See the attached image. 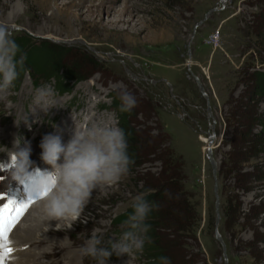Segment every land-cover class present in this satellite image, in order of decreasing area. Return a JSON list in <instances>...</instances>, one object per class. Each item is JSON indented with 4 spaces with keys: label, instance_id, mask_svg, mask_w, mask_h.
Segmentation results:
<instances>
[{
    "label": "rangeland",
    "instance_id": "374dc122",
    "mask_svg": "<svg viewBox=\"0 0 264 264\" xmlns=\"http://www.w3.org/2000/svg\"><path fill=\"white\" fill-rule=\"evenodd\" d=\"M0 25L13 39L29 37L34 48H43L45 40L70 47L64 64L75 62L88 75L78 83L63 79L69 91L59 92V76L48 80L26 66L0 93V194L17 203L28 199L11 179L9 154L18 150L17 140L20 148L30 144L36 150L31 171L50 172L40 158L43 137L61 135L67 144L69 125L59 129L66 120L79 127H117L114 100L122 104L125 92L136 99L129 112L144 149L116 184L93 191L98 198L78 221L59 222L65 232L49 235L58 244L49 258L42 255L50 250L46 244L17 240L16 228L44 198L34 202L13 229V252L3 264H71L67 258L93 233L105 241L119 238L125 231L119 217L128 219L137 196L147 200L161 184L173 189L165 161L173 163L183 203L176 219L183 230L171 228L172 236L164 218L156 234L160 247L169 249V264H264L263 129L257 126L253 132L260 134L248 144L245 138L240 150L233 147L246 130L241 121L236 127L237 100L250 102L246 116L257 108L264 117V93L254 94L251 78L264 73V0H0ZM214 33L218 37L210 38ZM41 86L54 90L47 113L33 103ZM253 149L258 158H248ZM235 168L246 172L241 188ZM176 200L166 195L160 201L164 216L174 211ZM125 259L113 253L105 264ZM75 264L94 262L81 258ZM130 264H151L144 248Z\"/></svg>",
    "mask_w": 264,
    "mask_h": 264
},
{
    "label": "clouds",
    "instance_id": "9594fccd",
    "mask_svg": "<svg viewBox=\"0 0 264 264\" xmlns=\"http://www.w3.org/2000/svg\"><path fill=\"white\" fill-rule=\"evenodd\" d=\"M18 45L6 26L0 25V93L10 89L18 78L17 63L23 64L21 56L16 60ZM54 90L48 86L36 89L33 103L45 113L53 108ZM121 111H131L136 99L129 93L121 95ZM9 154L11 179L20 185H28L27 191L35 196L47 190L40 208L49 221L76 222L89 202L94 190L116 184L128 173L130 159L127 142L122 129L106 124H92L81 128L75 124V131L67 144L61 135H45L41 141V160L50 165L52 171H31L34 162L30 159L31 145ZM133 213L124 222L125 229L119 238L105 241L93 233L75 251L94 264H105L113 254L117 257H131L142 252L148 228L145 224L152 206L143 196H137L132 205ZM86 222V221H85ZM71 224L69 228H71ZM64 240H68L65 238ZM63 240V241H64Z\"/></svg>",
    "mask_w": 264,
    "mask_h": 264
},
{
    "label": "trees",
    "instance_id": "16d2710c",
    "mask_svg": "<svg viewBox=\"0 0 264 264\" xmlns=\"http://www.w3.org/2000/svg\"><path fill=\"white\" fill-rule=\"evenodd\" d=\"M29 37L26 36H19L14 38L15 43L19 47V51L16 56V60L19 61L21 56H24L25 59L23 61V64L17 63V71L20 73L24 69H26V66H29L31 69H33L36 74H38L39 77H43L45 79H52L57 76H59L58 83H59V92H64V91H69L66 88H63L62 86V81L65 79L66 81L73 82V83H78L80 81H84L88 78V75L85 76L83 73V69L75 62H72L70 65H65L64 64V56L71 52L70 47H66L60 44H56L53 42H50L48 40L43 41V48H34L32 44H29ZM92 61V60H91ZM77 62V61H76ZM64 69V73H60V70ZM21 70V71H20ZM52 75V76H50ZM50 76V77H49ZM251 78H253L254 85H253V92L255 95H260L261 93H264V73L263 72H255L251 74ZM67 84V82H65ZM242 98V97H241ZM237 100L235 102V108H236V117H235V123L236 127L238 128L239 126V121L243 123V125L246 127L245 135L242 136L244 138H238V136H234L233 141H235L236 138L239 140L233 144L234 146H237L234 149L240 150L244 144L243 140L245 141L246 138V144L249 142L247 139L250 137L254 138L257 137L258 134L260 133H255L253 132L257 126H260L261 129L264 131V117L262 114L257 112V108L254 109V113L246 116L245 114L247 113V109L249 108V103L248 101L245 100ZM114 103L116 104L115 107H118V110L116 109L117 113V127L122 129L124 134H125V139L127 142V155L130 159L129 166L134 164L136 161L135 159L139 156V154L144 151L142 148V142L138 141V135H139V130L135 125L133 124L132 116L129 111H124L122 112L121 109V104L118 102V99L115 98ZM244 119V120H243ZM237 134V133H236ZM251 140V139H250ZM241 143V144H239ZM240 145V146H239ZM256 145H258L256 143ZM263 145L262 141L259 143V148ZM155 150V147H154ZM153 151V149H151ZM150 151V152H151ZM256 152V153H255ZM257 151L253 149L252 151H249L248 158H258L257 156ZM232 156H235L237 158V153L232 152ZM247 159V158H246ZM238 159H234V161H237ZM165 166H169V170H171V176L175 180L176 173L174 172L175 169L173 167L172 162H167L165 161ZM176 168V165H175ZM235 168V176L236 180H238V186L237 188L242 187V176L246 174V172H240ZM173 172V173H172ZM250 173V172H248ZM247 173V174H248ZM254 173V171L252 172ZM250 176L252 175L251 173L249 174ZM170 181V186H173V189H167V185H159L158 188H155L154 190L156 191L155 194L152 193V195H148L147 197V202L152 206V210L147 216V219L145 221V224L148 228L146 235V244L144 247V252L146 254V257L151 264H169V259L168 255L169 252L166 247L161 248L159 245L158 238L156 236L157 230L160 228H163L162 225H160V222L164 221V218H166L165 222H168L170 224L169 226V231L171 228H174L175 231H182L183 227H179V223L176 222L177 220L179 221L180 218L182 217L183 214V209L181 208V205H183L182 200L179 198L180 197V190L182 192V189L175 184V182ZM166 195H171L175 196V198H178V201L176 200V204L174 205L173 201H171V206L174 207V211H172L170 214H166L165 216L163 215V210L160 209L163 205L162 202L166 197ZM230 212L232 210H229ZM232 216L235 214L234 212H231ZM177 219V220H176ZM119 224H122L126 221V216L119 217ZM171 230V235L173 236V233L175 232Z\"/></svg>",
    "mask_w": 264,
    "mask_h": 264
},
{
    "label": "bare ground",
    "instance_id": "6f19581e",
    "mask_svg": "<svg viewBox=\"0 0 264 264\" xmlns=\"http://www.w3.org/2000/svg\"><path fill=\"white\" fill-rule=\"evenodd\" d=\"M91 103V101H90ZM75 121V120H74ZM63 125V126H62ZM61 126H59V129L62 130L61 128H63L64 126H67L69 125L70 127V130L67 131L65 134H66V140H69L72 135L74 134V131H72V128H74L75 126L72 124H70V122H68L67 120L64 121L62 123ZM84 127H88V125H81V128H84ZM66 129V128H65ZM57 135V134H55ZM36 150L35 149H32V154H31V157L33 156L34 152ZM37 154V153H36ZM13 185V184H12ZM20 185V184H19ZM11 186V185H10ZM22 188L24 187L23 185H20ZM16 189V188H15ZM10 193V198L12 196L11 192ZM18 193V192H17ZM9 196V195H8ZM18 196V195H17ZM97 196L96 197H90L89 199V204L94 202L95 200H97ZM16 202H17V199H14ZM1 204V203H0ZM86 209V207H85ZM84 209V211H85ZM83 211V212H84ZM54 222H58V221H49L46 216L44 215V213L41 211V208H40V204H38L35 209L32 211V215H28L24 221H22V224L20 227H17L16 228V235H17V240L19 242V245H21V240L23 239L26 242H30L29 240L32 239L33 240V244L38 242L39 244H46L47 247L50 248V250H45L42 255L44 256H47L48 258L51 257V253H53V249H55V247L57 248L58 244L53 241L51 239V241H49L50 239H48L49 235H57V234H60V233H64L65 230L64 229H59V230H55V227H53L54 225ZM57 224V223H56ZM72 224V223H71ZM96 224V223H95ZM46 228L44 229L43 227ZM100 227H103L101 224H100ZM42 231V232H41ZM42 234V235H41ZM15 235V236H16ZM89 236V235H88ZM15 242V241H14ZM63 249H67L66 245L62 246ZM42 250V249H41ZM31 252V250H30ZM37 254V253H36ZM12 257H14V255H12ZM81 257L79 256V254H71L66 261L70 262L71 264H75L78 262V260H80ZM127 260V259H125ZM125 260H122L119 264H127V262H124ZM15 261V260H14ZM83 261V260H82ZM81 261V262H82ZM128 261V260H127ZM30 262V261H29ZM28 262V263H29ZM84 262V261H83ZM82 262V263H83ZM15 263V262H14ZM16 264H18L16 262ZM32 264H38V262L34 261Z\"/></svg>",
    "mask_w": 264,
    "mask_h": 264
},
{
    "label": "snow or ice",
    "instance_id": "6c2138e0",
    "mask_svg": "<svg viewBox=\"0 0 264 264\" xmlns=\"http://www.w3.org/2000/svg\"><path fill=\"white\" fill-rule=\"evenodd\" d=\"M26 188H28V185H26ZM47 195V190L35 196L29 193L26 202L17 203L15 200L7 199L4 195L0 194V201L7 199V202L0 206V264H3L6 258H10L13 252L10 240L13 229L20 222L29 207Z\"/></svg>",
    "mask_w": 264,
    "mask_h": 264
},
{
    "label": "water",
    "instance_id": "95a60500",
    "mask_svg": "<svg viewBox=\"0 0 264 264\" xmlns=\"http://www.w3.org/2000/svg\"><path fill=\"white\" fill-rule=\"evenodd\" d=\"M208 138H210V140L212 139V135H209V137ZM208 155H210V149H208ZM211 164L213 165L214 164V162H213V160L211 159Z\"/></svg>",
    "mask_w": 264,
    "mask_h": 264
},
{
    "label": "built area",
    "instance_id": "2783aa9c",
    "mask_svg": "<svg viewBox=\"0 0 264 264\" xmlns=\"http://www.w3.org/2000/svg\"><path fill=\"white\" fill-rule=\"evenodd\" d=\"M218 37V33H214L212 34V36H210V38H217Z\"/></svg>",
    "mask_w": 264,
    "mask_h": 264
}]
</instances>
